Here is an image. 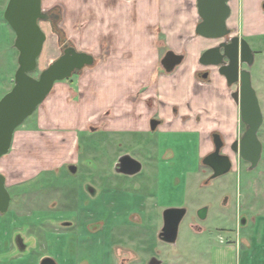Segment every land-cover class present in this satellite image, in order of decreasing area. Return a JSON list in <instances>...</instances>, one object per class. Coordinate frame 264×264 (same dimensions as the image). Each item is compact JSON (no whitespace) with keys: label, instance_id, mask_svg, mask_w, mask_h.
I'll list each match as a JSON object with an SVG mask.
<instances>
[{"label":"rangeland","instance_id":"1","mask_svg":"<svg viewBox=\"0 0 264 264\" xmlns=\"http://www.w3.org/2000/svg\"><path fill=\"white\" fill-rule=\"evenodd\" d=\"M54 1H58L53 8L59 14L58 19L51 27L46 22L39 23L46 41L37 59V68L31 73L34 78L60 56L58 38L61 44L65 42L76 48L61 31L65 3ZM7 2L0 0V99L13 86L18 57L14 48L15 35L3 18ZM148 3L143 10V24H146L150 38H154L159 60L168 50L184 55V44L180 41L196 36L195 0H148ZM141 34L142 39L143 32ZM80 40L78 47L90 43L86 35ZM245 41L256 51L251 84L263 115L258 132L262 154L254 169H249V164L238 154L225 150L232 168L225 175L211 179V171L202 164V158L213 149L211 134L220 133L215 129H173L165 125L150 132L103 129L79 132L76 154L70 147L67 150V156L74 158L75 154L76 162L63 163L54 171H44L34 177L20 178L21 169L15 166H19L18 161L22 159L12 161V158L22 153L25 142L31 146L38 143L42 148L39 139L47 132L43 126L41 104L16 129L8 156L0 160V173L6 175V189L12 197L8 213L0 217V264H40L44 257H50L55 264H120L116 256H108V237L124 242L135 235L145 236V252L130 264H147L151 256L161 259L164 264L173 256L177 261L192 264L193 258L208 259L209 247L219 243V238L230 239L234 244L240 242V264H260L259 258H264V35ZM130 43H138L133 34ZM201 68L216 74L212 67ZM89 69L85 68L61 83L78 84V75ZM160 71L164 72L158 63ZM233 89L228 88V92ZM244 131L245 126L240 120L237 138ZM226 135L229 138L220 134L229 145L233 141V130H228ZM124 157L139 163L141 170L132 175L116 172L115 164ZM69 164L76 168L75 173L69 172ZM72 177H81V186L78 184L77 189L70 182ZM85 185L94 189L96 195L93 198L83 193L81 187ZM63 204L72 211L77 210L76 205L84 209L78 223L83 236L73 237L72 231L76 227L63 228L64 221L76 218L64 216ZM86 207L88 211H85ZM202 208L207 211L205 219L200 220L197 213ZM172 209L185 211L175 246L155 239L164 212ZM138 224L142 226H135ZM93 225H98L94 234L89 230ZM15 234L29 244L26 254L15 252L12 244Z\"/></svg>","mask_w":264,"mask_h":264},{"label":"crops","instance_id":"2","mask_svg":"<svg viewBox=\"0 0 264 264\" xmlns=\"http://www.w3.org/2000/svg\"><path fill=\"white\" fill-rule=\"evenodd\" d=\"M55 2L58 1L42 0V8L48 6L50 8L43 9L51 10ZM63 2L65 10L61 31L67 40L75 44L76 50L91 51L89 54L94 58V65L89 72L78 75V84L55 83L41 107L43 126L47 130L45 137L39 139L42 148L38 143L31 146V143L25 142L22 153L12 158V161L22 159L18 161L19 166H15L16 169H21L18 174L20 178L34 177L44 171H54L63 163L76 162L78 133L88 130L150 132L166 125L173 129H215L223 138H229L226 133L231 129L233 140L237 138L241 120L239 109L228 92L229 86L225 79L213 72L208 78L198 76L203 71L198 59L216 41L196 34L190 40L180 41L184 44V55L177 54L182 56L178 69L175 71V66L170 72H165L164 69V72H158V63L160 66L163 58L159 60L154 38H150L146 24H143V10L145 5L148 6V0ZM263 2L264 0L229 2L227 27L232 36L246 40L264 35ZM193 18L196 19V26V9ZM138 25L143 27H137ZM131 33L138 43H130ZM83 35L89 37L90 43L78 47ZM211 42H214L213 45H209ZM169 51L171 50L167 52ZM131 67H134V72ZM151 120L157 122L153 130H149ZM14 136L15 132L12 143ZM69 147L75 151L74 158L72 155L67 156ZM70 166L73 165L69 164ZM1 174L7 184L6 175ZM208 255V259H201L202 261L193 258L192 264H240L242 261L238 242L231 245L220 242L211 245ZM167 264L191 263L177 261L173 256Z\"/></svg>","mask_w":264,"mask_h":264},{"label":"water","instance_id":"3","mask_svg":"<svg viewBox=\"0 0 264 264\" xmlns=\"http://www.w3.org/2000/svg\"><path fill=\"white\" fill-rule=\"evenodd\" d=\"M231 0H195L198 23L195 34L201 38L221 41L216 47L205 50L199 63L203 67H217L218 74L228 86L239 84L238 91L231 94L233 102L238 106L241 122L245 131L239 141L233 143L232 150L254 169L262 154V144L258 132L263 123V115L256 92L251 84L248 70L239 71V65L251 66L253 53L244 39L232 36L227 27L230 16ZM3 18L15 35L14 48L18 52L17 69L14 73L13 86L0 99V158L8 154L14 132L30 117L51 93L56 82L69 79L73 74L94 65V58L87 52L76 50L71 44L58 38L61 54L47 66L37 78L31 76L37 68V59L41 55L46 35L40 28V22H51L49 10L42 8V0H8ZM55 20L58 16L53 17ZM56 34V32L53 30ZM182 61V56L171 51L161 61L165 72H170ZM207 74H204L205 78ZM157 122L152 121L153 130ZM214 151L202 158V164L209 167L213 174L211 179L225 175L232 168L227 155L220 154L222 142L218 134L213 135ZM130 164L125 165L124 161ZM116 172L135 174L140 171V164L129 158H121L115 164ZM75 173L74 166L69 167ZM10 196L6 189L5 177L0 173V214L7 212ZM207 208L198 211L200 220L205 219ZM185 214L184 210H167L163 214L164 226L161 235L168 243H174L178 228ZM40 264H55L50 258H44Z\"/></svg>","mask_w":264,"mask_h":264},{"label":"flooded vegetation","instance_id":"4","mask_svg":"<svg viewBox=\"0 0 264 264\" xmlns=\"http://www.w3.org/2000/svg\"><path fill=\"white\" fill-rule=\"evenodd\" d=\"M261 7H262V10L264 11V2L262 3V6ZM49 15L51 17L50 18V21L51 22H47V23L51 27V25L54 24V22H55V19L53 17L54 16H58L59 17V14L57 13V11H55V9H51V10H49ZM240 39H243V38L240 37ZM220 42L221 41H216L215 42V45H213L212 47H216ZM63 44H61V45L63 46ZM212 47H210V48H212ZM252 53H253V56H254L253 57V63H252V65H253L254 64V61H255V57H256V51L252 50ZM198 64L200 65L199 59H198ZM252 65L249 67L245 63L240 64L239 65V71H241V70H248L250 72V74H251L252 73L251 72ZM200 66H202V65H200ZM210 67H212V66H210ZM203 68L206 69V68H209V67H203ZM212 68L215 70L216 74L219 75L218 74V71H217L218 68L217 67H212ZM211 73L212 72H210V71H208L206 69V70H203L202 72L198 73V76L203 77L204 74H207V76L205 78H208L211 75ZM231 87H234L233 91L230 92V94H233L234 92L238 91L239 84H234L232 86H229V88H231ZM152 121L153 120H151L150 123H149V127H150L149 130H151ZM214 134H217V133H212L211 134V143L213 144V149H212L211 152L214 151V138H213V135ZM242 135L239 136L238 138H236L235 140H233L229 145H227L223 141V138L220 136V140L222 142V147H221L219 153L222 154V155H227L224 152H225V150H229V151L233 152L234 154H237L236 152H234L232 150V146H233V143L234 142L239 141L241 139ZM124 162H125L124 163L125 165H128L129 166L130 163L127 160L124 161ZM207 168H209V167H207ZM210 171H211V174H213V172H212L211 169H210ZM124 175H132V174H124ZM60 179H61V177H60ZM80 180H81V177H77V179L75 177L70 178V182L72 184L76 185L75 189L78 188V184L81 186ZM72 181H74V183ZM81 189L84 191L83 193L85 195H87L88 197L91 196L90 198H93L92 196H95L96 195V193L94 192V189L91 186H89V185H85L84 187H81ZM9 196H10V203H9V207H10L12 197H11L10 194H9ZM9 207H8V210H9ZM68 209H69V206H65L63 204V211L62 212H63L64 216L68 217V215H70V216H75L76 218H75L74 221H72V220L64 221L63 222V228L67 230V229H72L73 227L74 228L76 227V229L75 230L73 229L72 232L74 233L73 237H78L79 235H82V233H83L82 227L80 225H78V223L80 221V217H81V214H83L84 209L81 207V205L80 206H78V205L75 206V209H77L76 211L75 210L72 211V210H68ZM87 209H88V207L85 208V211H88ZM8 210H7L6 213L0 214V217H4L8 213ZM74 212H76L75 215H73ZM88 214L92 215L91 212H89ZM126 221L129 222L130 220L127 219ZM138 222H140V220H138ZM128 226H133V225H128ZM135 226L141 227L142 225H139L138 224V225H135ZM163 226H164V222H163V220H161V226H159V228L157 230L155 239H157V241H160V242H162L164 244H173V246H175L176 241L174 243H168V242H166L164 240V237L161 235V231L163 229ZM89 230H90V233L94 234L98 230V225L91 226L89 228ZM177 238H178V235H177ZM177 238H176V240H177ZM108 239H109L108 242H107V245H108V250H107L108 251V256L109 257L111 255L116 256L117 257V260L119 261L120 264H130L131 262L137 260V258H139L140 255L145 252V246H144V244H145V236L144 235H135L132 238H128L129 240L124 241V242H121L119 240L114 241V238L113 237H108ZM74 241L77 242V239L74 238ZM219 242L220 243H224V244H228V245H231L230 243H233L230 239L220 240ZM105 243H106V241H105ZM239 243L240 242H238V245H239ZM12 244H13V246L15 248V252L17 254H21L22 255V254H26L27 253V249L29 247V244L28 243H25L22 240V238H21V236L19 234H15L13 236ZM44 258H46V257H44ZM47 258H50V257H47ZM259 259H260V264H264V258L261 257ZM162 263H163V261L161 259L156 258L154 256H151L149 258V260L147 261V264H162Z\"/></svg>","mask_w":264,"mask_h":264}]
</instances>
